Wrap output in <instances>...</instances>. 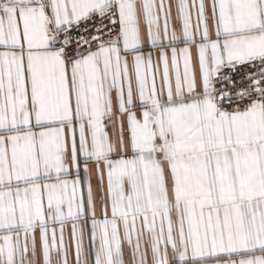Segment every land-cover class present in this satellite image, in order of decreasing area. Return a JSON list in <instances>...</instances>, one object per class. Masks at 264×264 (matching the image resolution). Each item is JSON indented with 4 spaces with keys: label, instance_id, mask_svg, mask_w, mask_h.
I'll use <instances>...</instances> for the list:
<instances>
[{
    "label": "snow or ice",
    "instance_id": "snow-or-ice-1",
    "mask_svg": "<svg viewBox=\"0 0 264 264\" xmlns=\"http://www.w3.org/2000/svg\"><path fill=\"white\" fill-rule=\"evenodd\" d=\"M0 264H264V0H0Z\"/></svg>",
    "mask_w": 264,
    "mask_h": 264
}]
</instances>
